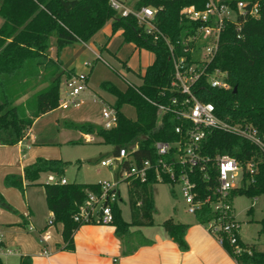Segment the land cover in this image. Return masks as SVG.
Here are the masks:
<instances>
[{
  "label": "trees",
  "instance_id": "trees-1",
  "mask_svg": "<svg viewBox=\"0 0 264 264\" xmlns=\"http://www.w3.org/2000/svg\"><path fill=\"white\" fill-rule=\"evenodd\" d=\"M223 1L235 6L240 0ZM243 1L259 2L260 16H240L237 21L227 23L212 62L213 67L227 73L231 89L208 88L201 97L213 102L222 118L232 123L252 124L264 135V0ZM205 3L206 0H137L136 4L138 7L152 5L158 9L157 26L180 50L181 43L178 42L184 41L198 25V22L183 16L182 9L190 5L203 9ZM0 16L3 19L0 27V144H18L28 136L39 117L59 108L63 77L71 75L70 72L74 70L64 69L60 59L51 57V37L57 38V48L61 52L76 42L90 41L108 22H111L112 34L121 30L124 41L132 42L136 48L154 52V62L143 74L141 85L128 83L123 91L109 81L101 84L103 90L116 97V127L108 130L92 123H72L70 126L116 145L115 152L121 146L139 141L137 159L155 157V140L176 138L177 120L167 116L165 126L158 129V108L148 100H162L161 91L173 81L174 65L170 51L163 39L154 41L152 36L147 35L136 18L119 16L109 0H0ZM120 74L126 79L124 74ZM24 96H28L27 99L18 102ZM124 103L135 106L136 119H130L120 111ZM206 152L229 153L244 161L256 158L255 181L239 189L236 195L250 198L262 196L264 199V153L255 144L240 136L214 131L207 140ZM68 165L69 162L62 159L38 157L25 167L23 176L7 175L5 185L22 192L28 185H43L55 221L63 224L66 247L72 249L76 231L83 225L94 223L77 221L75 216L87 201L88 194H99L101 186L99 183L60 181L40 183L42 173L54 172L61 177ZM155 184L153 176L147 182L132 180L128 183L130 221L122 216V197L112 206L113 221L109 224L123 239L126 255L138 249V245L133 247L130 242L139 236L141 244L151 243L140 230L133 228L154 224L157 211ZM0 205L15 211L1 194ZM249 213L253 214V207ZM208 215V210L203 215L198 213L197 220L203 222ZM261 223V233H264V219ZM162 226L182 251L189 249L186 235L190 224L169 218ZM240 245L245 249L240 255H234L230 245L224 246L238 264H264V251L243 240H240ZM3 247L4 242L0 237V251ZM0 264L13 263H6L0 257ZM17 264H32V258L23 255Z\"/></svg>",
  "mask_w": 264,
  "mask_h": 264
},
{
  "label": "built area",
  "instance_id": "built-area-1",
  "mask_svg": "<svg viewBox=\"0 0 264 264\" xmlns=\"http://www.w3.org/2000/svg\"><path fill=\"white\" fill-rule=\"evenodd\" d=\"M109 3L119 16H133L147 35L154 41L163 39L169 48L174 65L173 81L161 91L162 100H148L158 108V118L162 114L158 129L165 126L167 116L177 120L176 138L155 140L153 159H137L139 141L121 146L113 156L103 159L102 166L117 168V179L99 182L101 192L88 194L75 220L111 223L112 206L122 197L120 183L125 181L128 184L132 180L147 182L153 176L156 184H168L173 194H176L175 187L178 186L187 212L196 219L198 213L203 215L208 210L207 218L203 222L197 221L221 245H230L234 255L242 254L245 249L240 245L241 223L236 217L233 200L239 189L255 181L258 161L256 158L244 161L229 153L210 154L206 152V145L214 131H222L247 139L264 153V135L252 124L232 123L222 118L215 104L205 101L201 94L208 88L231 89L227 73L212 66L222 32L227 23L237 21L240 16L259 17L260 3L240 0L232 6L223 0H206L203 9L194 5L184 7L181 14L198 22V25L184 41L178 42L181 43L180 50L157 26L156 7H138L137 0H109ZM96 55L97 59L106 62L100 53ZM86 66L91 68L93 63L88 62ZM64 83L66 90L63 95L61 93L59 108L84 105V94L89 89L88 75L76 72ZM102 116L104 129H112L118 124V111L114 105L105 103ZM84 137L89 142L96 140L89 134H84ZM58 181L68 182L65 177ZM53 223L50 220V224ZM44 253L49 254L48 251Z\"/></svg>",
  "mask_w": 264,
  "mask_h": 264
},
{
  "label": "rangeland",
  "instance_id": "rangeland-1",
  "mask_svg": "<svg viewBox=\"0 0 264 264\" xmlns=\"http://www.w3.org/2000/svg\"><path fill=\"white\" fill-rule=\"evenodd\" d=\"M0 20L2 17L0 16ZM3 21V20H2ZM3 24V22H2ZM0 25V27L2 26ZM111 23L108 22L90 41L76 42L66 47L61 52L57 48V38L50 39V55L54 59H60L64 67H70L77 73L87 74L89 77V89L85 92L86 103L81 107H66L52 110L38 118L30 129L31 137L26 139V144L37 145L38 149L44 152V158L62 159L69 162L65 173L60 177L54 172H45L41 175V183L56 182L65 177L68 182L96 184L102 181H115L117 179V168L105 167L101 165L103 159L114 155L116 145L105 143L101 137L89 134L96 138L95 141H86L84 134L70 124L92 123L97 127H103L104 118L102 108L105 103L114 105L115 95L102 89L101 84L105 81L113 83L120 90H126L128 83L139 85L142 83L140 76L125 68V64H131L132 68L138 69L140 57H143L142 70L153 60L154 53L150 50L142 49L140 52L132 42L124 41L121 30L110 38L107 34L110 31ZM93 47L95 50H92ZM101 53L103 60L97 59L95 51ZM91 62L93 66L88 68L86 63ZM71 75L63 77L61 85L62 95L65 93V80ZM125 74L126 79L121 76ZM44 85L39 86V89ZM29 96V95H28ZM28 96H24L18 102H23ZM96 99V100H95ZM103 100L104 102H102ZM120 111L130 119L137 118V110L134 105L124 103ZM15 161V168L19 164L17 155L11 149L0 146V161ZM15 174V173H14ZM18 175V174H16ZM41 185V184H40ZM16 188V187H15ZM122 201L120 207L125 220H131V210L129 204L128 184L120 183ZM18 189V188H17ZM155 204L157 211L154 215V224L150 226L135 227L133 230H140L143 237L154 236L156 233L164 231L163 222L173 218L178 222L198 223L193 214L187 212V207L183 201L179 187L176 186V194L172 193L170 186L166 183H157L154 186ZM18 196L24 200L21 190L18 189ZM234 206L236 217L241 223L240 234L242 240L255 246L257 250L264 251V233H261L264 219V199L262 196L250 198L246 195L235 196ZM253 207V214L249 209ZM141 241V237L131 240L130 245L136 246ZM188 242V241H187ZM228 256L233 263L234 257L228 252Z\"/></svg>",
  "mask_w": 264,
  "mask_h": 264
},
{
  "label": "crops",
  "instance_id": "crops-1",
  "mask_svg": "<svg viewBox=\"0 0 264 264\" xmlns=\"http://www.w3.org/2000/svg\"><path fill=\"white\" fill-rule=\"evenodd\" d=\"M107 35L110 38L115 35L112 34V26ZM91 49L95 50L93 47ZM136 49L139 52L142 50ZM96 53L100 52L96 50L95 55ZM154 59L155 54L144 71L143 57L139 59L138 69L132 68L128 62L125 68L142 79ZM63 68L74 70L70 67ZM31 134L32 131L15 145L0 144L11 149L20 160L16 168L12 159L0 161V194L15 209L13 211L0 205V237L4 242L0 257L4 262L17 264L21 256L28 255L32 258V264H238L235 258V263L230 260L225 247L199 222L188 223L190 227L186 235L189 244L187 251H182L164 230L153 237H146L151 241L149 244L138 242V249L126 255L123 239L117 236L115 227L109 223L98 222L80 227L74 235L73 248H67L63 237V224L55 221L47 204L44 186H26L25 191H21L24 197L21 200L17 188L5 185L7 175L15 173L23 176L25 167L44 155L36 143H25ZM50 220L54 223L50 224ZM30 225H33V229H30Z\"/></svg>",
  "mask_w": 264,
  "mask_h": 264
},
{
  "label": "water",
  "instance_id": "water-1",
  "mask_svg": "<svg viewBox=\"0 0 264 264\" xmlns=\"http://www.w3.org/2000/svg\"><path fill=\"white\" fill-rule=\"evenodd\" d=\"M236 91H237V87L234 88V92ZM161 121H162V114L158 118V123H160Z\"/></svg>",
  "mask_w": 264,
  "mask_h": 264
}]
</instances>
